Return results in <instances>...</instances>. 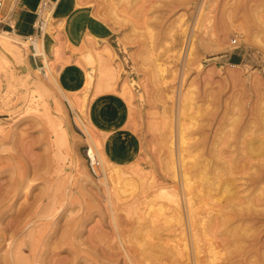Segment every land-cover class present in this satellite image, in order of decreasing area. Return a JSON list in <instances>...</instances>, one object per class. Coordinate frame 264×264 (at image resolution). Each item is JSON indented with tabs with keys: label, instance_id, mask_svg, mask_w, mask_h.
<instances>
[{
	"label": "rangeland",
	"instance_id": "obj_1",
	"mask_svg": "<svg viewBox=\"0 0 264 264\" xmlns=\"http://www.w3.org/2000/svg\"><path fill=\"white\" fill-rule=\"evenodd\" d=\"M78 2L108 27L90 85L51 18V74L28 39L0 70V264H264V0Z\"/></svg>",
	"mask_w": 264,
	"mask_h": 264
},
{
	"label": "crops",
	"instance_id": "obj_2",
	"mask_svg": "<svg viewBox=\"0 0 264 264\" xmlns=\"http://www.w3.org/2000/svg\"><path fill=\"white\" fill-rule=\"evenodd\" d=\"M41 1L42 0L7 1L3 4V9L0 12L3 19L2 26L7 27L10 31H12L11 33L23 38L32 35L34 33L32 26L36 19V12ZM47 1L51 3V19L56 21L55 26L60 39H63L64 41L66 40L72 44L77 41L80 42L86 34H89V36L93 39L106 40L105 38L108 36V27L104 23L92 18L89 11L85 9V7L79 6L80 3H77V0ZM42 37L44 50L46 53L47 51L50 53L49 49L52 45L53 37L46 33L43 34ZM30 50L31 54L28 57L30 66L28 65L27 69L35 71L33 67H38L40 64H43L42 56L40 55L33 58L31 47Z\"/></svg>",
	"mask_w": 264,
	"mask_h": 264
},
{
	"label": "bare ground",
	"instance_id": "obj_3",
	"mask_svg": "<svg viewBox=\"0 0 264 264\" xmlns=\"http://www.w3.org/2000/svg\"><path fill=\"white\" fill-rule=\"evenodd\" d=\"M45 11L46 12H43V13H41L42 15H41V17L44 19H46V21H47V19H49V18H51V13H50V9H45ZM48 13V14H47ZM47 14V15H46ZM205 19V18H204ZM3 20V19H2ZM2 20H1V23H2ZM45 21V20H44ZM45 28H46V25H45ZM45 28L43 29V32H45ZM42 32V35H40L41 37H39V39L37 38V39H35L33 42H31V44H33V46H34V48H35V51H36V55H41L42 56V61H43V66H42V68H39V69H37V70H35V71H37V73H41V74H43V76L44 77H46L47 75H49V74H51L50 73V67L48 66L49 64H48V55H50L51 54V50L53 49V46L54 45H51V47H50V54H47L46 52H45V50H44V46H43V33ZM46 33V32H45ZM87 37H89V38H91V39H93L92 37H90L89 35H86ZM23 39H27V37L26 38H23V37H20V36H18V35H16V34H13V33H9V32H6V31H3V30H0V70H2L3 68H5L6 66H7V64L9 63V61L10 60H15L14 62L16 63V60L17 59H19V58H21V55H22V53L24 52V51H27L28 50V44H26L27 42H24L23 41ZM29 41V40H28ZM98 41H102V40H98ZM18 43H21V44H23L24 46H25V49H23V47L21 48V44H20V46H19V44ZM30 43V42H29ZM80 50H83V51H85L84 52V59H85V61H86V63H87V66H89L90 65V67L88 68V67H86V70H85V73H84V80H83V82H82V84L85 82V84H84V86H88V85H90L91 84V82H92V79H93V73L92 72H94L95 73V71H99V69L101 68V66H102V61H103V58H104V54H105V52L106 51H102V52H96L95 50H93V49H91V47L87 44V43H84V42H82V44H81V48H80ZM107 53H108V51H107ZM25 54V53H24ZM107 56V55H106ZM110 58V57H109ZM12 61V62H13ZM18 62V61H17ZM21 63V62H20ZM109 64V63H108ZM9 65V64H8ZM11 65V64H10ZM18 65V64H17ZM94 65V66H93ZM104 65V64H103ZM106 65V64H105ZM234 67H238V65H233ZM12 67V66H11ZM105 67V66H104ZM103 68V67H102ZM27 70H29V69H27ZM34 71V72H35ZM90 71V72H89ZM102 71V70H101ZM14 72V71H13ZM17 73V72H16ZM110 74V73H109ZM19 75V77H23V78H21L20 79V82L19 83H21V84H25V85H28V83H27V80H28V77H27V75L26 74H18ZM33 75H35V74H33ZM102 76H104V75H102ZM108 76V75H107ZM16 77H18V76H16ZM16 77H14V78H16ZM18 77V78H19ZM110 77V76H109ZM30 78V77H29ZM36 78V77H35ZM97 78V77H96ZM97 79H99V78H97ZM17 81H18V79H16ZM7 81V80H6ZM16 81V82H17ZM15 82V83H16ZM9 83V82H8ZM36 83V82H35ZM38 83V82H37ZM102 84V83H101ZM16 85V84H15ZM32 86H33V84H32ZM96 86V85H95ZM97 87H99V86H97ZM11 88V87H10ZM45 88V85L43 84V83H40V84H38V85H35V86H33L32 88H30V90L29 89H27V95L29 96V98H30V104H31V102L32 103H36L37 101H40V102H42V97L43 96H45L46 95V90L44 89ZM26 89V88H25ZM24 89V90H25ZM97 89V88H96ZM8 91V90H7ZM95 92V91H94ZM100 92V91H99ZM11 93H12V91H11ZM10 98V97H9ZM44 100V99H43ZM43 103V102H42ZM39 104V105H43V106H45L46 104L45 103H43V104ZM36 105V104H35ZM34 105V106H35ZM35 107H37V106H35ZM40 108L42 107V106H39ZM38 108V107H37ZM47 108V107H46ZM44 111H45V109H44ZM45 113V112H44ZM43 113V115H47V114H44ZM47 113V112H46ZM47 119V118H46ZM181 133V132H180ZM60 140H62V143L63 142H65V138H64V134H62L61 133V139ZM183 143V142H182ZM90 149H92L91 147H90ZM55 156V155H54ZM102 159V165H103V171H104V173H107L106 172V170H108V169H106V165H108V160L106 159V157H103V158H101ZM182 162V161H181ZM110 170V169H109ZM113 170V169H112ZM112 172V171H111ZM107 175V174H106ZM117 177H118V179L119 178H121V180L123 181H125V180H127L126 178H122V176L121 175H117ZM124 177V176H123ZM184 178V177H183ZM129 179V178H128ZM183 183V182H182ZM185 183V182H184ZM186 184V183H185ZM183 186H184V184H183ZM186 190V189H185ZM187 192V191H186ZM169 193V192H168ZM170 193H172V192H170ZM174 194L173 195H175V192H173ZM177 195V194H176ZM178 196V195H177ZM177 196H174V198H173V202H172V204L174 203V202H176V204L178 203V201L180 200L179 198H177ZM168 197V196H167ZM171 199V198H170ZM169 199V200H170ZM179 199V200H178ZM185 200V199H184ZM170 201H172V200H170ZM185 201H187V200H185ZM189 201H190V199H189ZM175 204V203H174ZM175 204V205H176ZM185 204V203H184ZM187 205H189L188 203H186ZM178 205H180V204H178ZM177 205V207H181V206H178ZM152 207V206H151ZM190 209L192 208V207H190V206H188ZM187 207V208H188ZM189 208H188V210H189ZM152 209H153V207H152ZM152 209H150V210H152ZM176 209H178V210H176V211H180V215L182 214L181 213V210H179L180 208H176ZM187 210V211H188ZM149 211V210H148ZM156 211V210H155ZM191 212V211H190ZM149 213V212H148ZM150 214V213H149ZM179 213H177V215H178ZM188 214H189V211H188ZM179 215V216H180ZM188 219V218H187ZM201 221V220H200ZM181 223V222H180ZM199 223H201V222H199ZM201 226H203L204 224H200ZM180 226H182V225H180ZM242 232V231H241ZM182 233V232H181ZM183 236V235H182ZM184 237V236H183ZM183 237L181 238V240L183 239ZM151 242V241H150ZM184 242V243H183ZM177 245V244H176ZM168 246V245H167ZM178 246H180V248H176V246H172L173 247V249L171 248V250H169L170 252L172 251V250H174L175 251V256H177V257H182L184 254H185V249H186V244H185V241H182V245L180 244L179 245V243H178ZM163 251V250H162ZM168 251V250H167ZM168 251V252H169ZM169 252V253H170ZM187 252V251H186ZM158 253V252H157ZM163 253H164V251L163 252H161V257H162V255H163ZM167 253V252H166ZM172 253V252H171ZM155 254V256L154 257H156V252H154L153 251V253H152V255H150V257L151 256H153ZM174 253H172V255H173ZM167 255H169V254H167ZM126 256V255H125ZM163 258V257H162ZM149 259V258H148ZM152 259H153V257H152ZM171 259V258H170ZM176 259V258H175ZM198 260V259H197ZM157 262V261H156Z\"/></svg>",
	"mask_w": 264,
	"mask_h": 264
},
{
	"label": "built area",
	"instance_id": "obj_4",
	"mask_svg": "<svg viewBox=\"0 0 264 264\" xmlns=\"http://www.w3.org/2000/svg\"><path fill=\"white\" fill-rule=\"evenodd\" d=\"M50 8H51L50 2H48L47 0L41 1L40 5L37 9V12H36V19H35L33 26H32L34 33L32 35L27 36V39L30 42H33L40 35H42L43 29L45 28V22H44V19L41 17V15H42L41 13L46 12L45 9H50ZM2 9H3V2L0 1V12L2 11ZM51 16H52V14H51ZM1 20H2V17L0 15V24H1ZM233 43H235V41ZM30 47L32 48L33 58L40 56V55H36V53H35L36 51H35L33 44H31ZM84 157H85L87 169H88L90 175L93 177H98L101 164H100V161L98 159L96 152L93 149H90V147H87V149L84 152Z\"/></svg>",
	"mask_w": 264,
	"mask_h": 264
}]
</instances>
